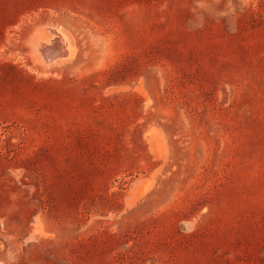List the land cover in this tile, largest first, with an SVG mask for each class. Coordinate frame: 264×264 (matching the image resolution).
<instances>
[{
    "label": "rangeland",
    "instance_id": "obj_1",
    "mask_svg": "<svg viewBox=\"0 0 264 264\" xmlns=\"http://www.w3.org/2000/svg\"><path fill=\"white\" fill-rule=\"evenodd\" d=\"M0 264H264V0H0Z\"/></svg>",
    "mask_w": 264,
    "mask_h": 264
},
{
    "label": "bare ground",
    "instance_id": "obj_2",
    "mask_svg": "<svg viewBox=\"0 0 264 264\" xmlns=\"http://www.w3.org/2000/svg\"><path fill=\"white\" fill-rule=\"evenodd\" d=\"M55 32H58V30H56ZM55 35H57V34H55ZM59 35H60V39H59V41H58V43H57V45L58 46H56L57 48H58V51L56 50V48L54 49V50H56V52H51V53H47L49 50H47V49H43V47L40 45V47L38 48V50L40 49V51H42V52H44V53H47L46 55H48L46 58L48 59L47 60V62H46V64L47 63H49L50 61L49 60H52V62H53V59H55V58H57V56L59 57V55L60 56H62L63 54H67L68 56L70 55V48H69V46H68V44H67V41L65 40V36L64 37H62L61 36V34L59 33ZM54 36V35H53ZM50 39V38H49ZM53 39V38H52ZM51 40V39H50ZM56 40H58V39H56ZM52 41V43L54 44V42H53V40H51ZM51 44V43H50ZM53 44H51V45H53ZM45 46V45H44ZM53 46H55V45H53ZM47 47H48V45H47ZM51 47V46H50ZM49 48V47H48ZM54 48V47H53ZM50 49V48H49ZM58 53V54H57ZM41 56V55H40ZM43 56V55H42ZM65 57V56H64ZM43 58H45V57H43ZM45 58V59H46ZM62 61V60H61ZM55 63V62H54Z\"/></svg>",
    "mask_w": 264,
    "mask_h": 264
}]
</instances>
